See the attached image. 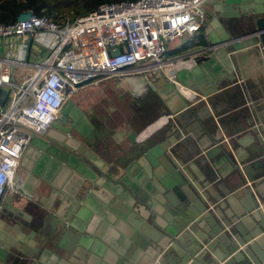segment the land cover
I'll return each instance as SVG.
<instances>
[{
  "label": "crops",
  "instance_id": "crops-1",
  "mask_svg": "<svg viewBox=\"0 0 264 264\" xmlns=\"http://www.w3.org/2000/svg\"><path fill=\"white\" fill-rule=\"evenodd\" d=\"M211 24L198 45L171 47L193 67L90 85L95 96L70 100L87 120L31 137L20 190L0 201V264H201L213 247L224 257L213 230L258 231L264 171L250 165L264 166V49L202 50L220 37ZM18 46L10 55L26 63L46 55ZM263 255L260 239L251 256Z\"/></svg>",
  "mask_w": 264,
  "mask_h": 264
},
{
  "label": "built area",
  "instance_id": "built-area-1",
  "mask_svg": "<svg viewBox=\"0 0 264 264\" xmlns=\"http://www.w3.org/2000/svg\"><path fill=\"white\" fill-rule=\"evenodd\" d=\"M210 2L123 1L74 18L64 16L59 22L29 11L24 22L0 24V49L6 52L0 57V201L5 193L15 192V173L31 137L44 136L80 89L107 78L196 65L192 53L166 54L171 45L187 46L206 27L205 7ZM34 42L46 52L42 61L26 63V54L18 59L10 55L15 43L27 51ZM15 68L34 72L15 83ZM167 78L174 81L175 76Z\"/></svg>",
  "mask_w": 264,
  "mask_h": 264
},
{
  "label": "water",
  "instance_id": "water-1",
  "mask_svg": "<svg viewBox=\"0 0 264 264\" xmlns=\"http://www.w3.org/2000/svg\"><path fill=\"white\" fill-rule=\"evenodd\" d=\"M251 3H255L257 6L262 4V6L260 5L261 8L255 7ZM208 5L210 14L207 12V16L212 19V24L206 33L209 34L210 29L215 27L220 29L221 33L218 39L206 38L207 46L202 50H223L227 46H230L235 52L256 46H261L264 49V0H211ZM30 16L31 12H23L17 17V22H24ZM117 54L118 52L114 53V55ZM182 93L187 94V91L182 89ZM66 105L51 127L62 132L61 128L66 126L70 120H73L70 127H66L65 132L63 131L65 135L74 128L78 117L81 115L80 110L71 101H68ZM75 116H77L76 120ZM255 164L260 166L261 169L258 170V174L261 175L262 171H264L262 162L251 163L250 166L255 169ZM247 180L251 181L253 179L248 178ZM237 227L238 225L235 226V230ZM222 228L221 226L213 230L211 238L215 237L212 240H217L224 244L225 252L224 254L221 252L224 257L217 254L216 248L213 247L210 249L211 256H209L208 252H205L206 258H210V260L201 264H264V255L256 260L251 256L252 252L255 251V246H258V240L261 239L264 242V215L259 216L258 231L250 234L248 238L238 239L235 237L232 239L227 234L222 233ZM232 235H235V232ZM192 264L198 263L194 262Z\"/></svg>",
  "mask_w": 264,
  "mask_h": 264
},
{
  "label": "trees",
  "instance_id": "trees-1",
  "mask_svg": "<svg viewBox=\"0 0 264 264\" xmlns=\"http://www.w3.org/2000/svg\"><path fill=\"white\" fill-rule=\"evenodd\" d=\"M123 1L135 0H0V24L16 22L17 17L25 11L37 16L46 15L58 22L65 14L70 15L69 12L74 18L94 11L102 4ZM186 49L183 47L181 51Z\"/></svg>",
  "mask_w": 264,
  "mask_h": 264
},
{
  "label": "rangeland",
  "instance_id": "rangeland-1",
  "mask_svg": "<svg viewBox=\"0 0 264 264\" xmlns=\"http://www.w3.org/2000/svg\"><path fill=\"white\" fill-rule=\"evenodd\" d=\"M69 13H70L71 16L70 15H67V14H65L64 16H67V17H70L71 18L72 17V12H69ZM199 42H200V37H199V34H198L196 37L190 39L189 46L190 47H193L195 45H198ZM170 47H174V45H171ZM42 49H43V45L42 44H39L37 42H34L32 44V47H31V50L32 51L41 52ZM178 55H180L179 52L173 51V52L167 53L166 54V58H169L171 56H178ZM14 72H16L17 75L14 77L13 80H14L15 83H19V82H23V81H26L27 79H29L32 76V74H33L34 71L33 70H28V69H23V70L17 71V69H15ZM117 77H121V76H117ZM105 84L106 83L101 84L100 87H103ZM95 89H96L95 91L97 93L98 92L97 91L98 89L97 88H95ZM92 90L93 89L90 88V87H88V86L87 87H84L83 89H80L77 93H75L72 96L71 101L73 103L78 102L77 98H79V96L86 97V98L88 97V99L91 98L92 96H95L96 95V94H94L95 92H93V94L91 93ZM77 104H79V106H81L83 103H77ZM91 108L93 109L92 106H91ZM83 109H84V105H83ZM96 109H97V107L94 108V110H96ZM80 116H82V117H80L79 119H77L78 120L77 121V124H82L83 123V120L84 119L87 120L89 115H88V112H85L84 115H80ZM73 130H74V128H73ZM73 130L71 129V131H73ZM54 131H55L54 128H51L47 132V136L48 137H52ZM70 134H72V133H70ZM71 137H72V135H71ZM70 155L73 156L72 154H70ZM75 155H77V154L75 153ZM14 188H15V190H20V185L18 186L17 183H14Z\"/></svg>",
  "mask_w": 264,
  "mask_h": 264
},
{
  "label": "flooded vegetation",
  "instance_id": "flooded-vegetation-1",
  "mask_svg": "<svg viewBox=\"0 0 264 264\" xmlns=\"http://www.w3.org/2000/svg\"><path fill=\"white\" fill-rule=\"evenodd\" d=\"M67 105L65 104L63 108H65ZM63 108L61 109V111L63 110ZM60 111V113H61ZM82 117V116H81ZM80 118V116L78 117V119ZM77 119V116H75V120ZM73 120H70L67 125L65 127H70V125L72 124Z\"/></svg>",
  "mask_w": 264,
  "mask_h": 264
}]
</instances>
